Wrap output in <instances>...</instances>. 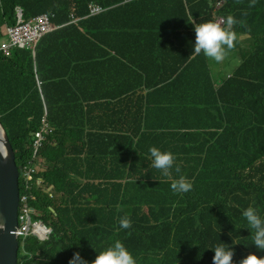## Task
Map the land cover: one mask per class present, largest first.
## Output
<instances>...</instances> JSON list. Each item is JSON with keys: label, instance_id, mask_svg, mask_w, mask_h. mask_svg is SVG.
Instances as JSON below:
<instances>
[{"label": "trees", "instance_id": "trees-1", "mask_svg": "<svg viewBox=\"0 0 264 264\" xmlns=\"http://www.w3.org/2000/svg\"><path fill=\"white\" fill-rule=\"evenodd\" d=\"M249 3L0 0V122L19 167L32 166L43 120L52 130L36 152L31 202L52 233L27 237L28 264H69L75 252L91 264L116 240L137 264H212L220 243L234 264L264 257L242 216L252 206L264 217V0ZM19 8L24 20L51 15L55 29L35 52L6 56ZM228 15L246 24L234 28L228 64L245 57L232 74L189 58L193 25ZM152 146L174 154L190 192L173 193L151 167Z\"/></svg>", "mask_w": 264, "mask_h": 264}, {"label": "clouds", "instance_id": "clouds-1", "mask_svg": "<svg viewBox=\"0 0 264 264\" xmlns=\"http://www.w3.org/2000/svg\"><path fill=\"white\" fill-rule=\"evenodd\" d=\"M256 2L257 0H250L248 7L249 8L254 7ZM90 8L96 13H100L104 11L103 8L99 6L91 5ZM244 15H246V13H244ZM16 17H17V24L10 27H15L18 24H21L23 22H28L36 18L35 17L30 20H24L23 10L20 8L16 12ZM76 21L77 19H75V17L71 15L70 23H74ZM236 25H240L241 27H246V24L243 21L237 20L232 15H228L226 18L218 17L216 21H208V22L194 24L193 25L194 33H195V43L193 45L194 51L189 58H193L203 54V56L210 61H214L216 63H222L226 59L228 54L235 49L237 33L234 30V28ZM10 27H7L6 36L3 37V39L1 40L2 43L1 47L4 44H9L11 41L8 38V29ZM53 27L55 28L54 25ZM36 45L33 49L28 47L21 49H29L35 52ZM242 47L245 49L249 48V47H244L243 43H242ZM14 49H17V47L13 48V50ZM243 57H245L244 53L241 55L240 58ZM160 74L161 73L159 72V75ZM165 87L166 86H163L161 88L159 87L154 88L153 86H151V91L156 92L157 94L159 93L160 95L162 93L161 90L165 89ZM44 123L47 124L46 120H43V125ZM35 140H36V136H35ZM149 153L151 157V167L158 170L161 173L162 177L170 181V187L173 193L186 194L193 189V182L189 180L186 176L181 174V167L178 164H176V157L171 151H162L160 148L156 146H152L149 148ZM35 158H33L30 161V164L32 166L36 160ZM173 170L176 174L175 177L173 175ZM41 183L42 180H39L38 186ZM19 185H20V178H19ZM52 189L53 186L46 188L45 190L46 192L50 193ZM50 195L52 196V194ZM36 214L37 213L34 210L32 216H36ZM242 216L243 218H245L247 222V226H248L247 228L251 230L250 237L252 239V245H254L260 252H264V217H261L258 210L252 206H249L246 209H244L242 212ZM18 219H19V215H18ZM33 223L39 224V227L37 228L38 229L37 233L35 234L30 233L27 236H20V237L17 236L19 242L17 264H28V262L31 261L33 258V255L31 254L28 255L26 253L25 246L27 243L26 239L28 236L34 235L37 240H39L40 242H44L49 238L50 234L52 233V229L48 228L43 223L42 220H34ZM119 226L121 229L128 230L132 227V221L128 216H123L119 219ZM45 230L47 231V234H45L46 232ZM229 235L231 236L232 234L229 233ZM210 250L214 252L212 264H234L235 252L233 250V247L225 243H220ZM19 252H20V257H19ZM69 264H89V262L81 256L80 252H75L73 254V257L70 259ZM91 264H137V260L122 241L116 240L114 243L111 244V246L98 252L95 259L91 261ZM239 264H264V257L258 256L254 253H249L248 255L240 259Z\"/></svg>", "mask_w": 264, "mask_h": 264}, {"label": "water", "instance_id": "water-1", "mask_svg": "<svg viewBox=\"0 0 264 264\" xmlns=\"http://www.w3.org/2000/svg\"><path fill=\"white\" fill-rule=\"evenodd\" d=\"M20 170L15 151L0 122V264H17Z\"/></svg>", "mask_w": 264, "mask_h": 264}, {"label": "built area", "instance_id": "built-area-1", "mask_svg": "<svg viewBox=\"0 0 264 264\" xmlns=\"http://www.w3.org/2000/svg\"><path fill=\"white\" fill-rule=\"evenodd\" d=\"M52 16L49 14H43L28 22H23L15 27L8 29V38L11 40L9 44L2 46V52L6 56H10L13 52V48H31L33 49L36 43L47 33L54 30ZM52 130L48 127V124L44 123L43 128L36 134V140L34 141L35 154L38 151L44 140V133H50ZM35 170L33 166L26 165L20 170V181L26 187V194L20 195L19 206V228L16 231V235L27 236L30 233L38 232V223H33L31 217L34 213V209L31 207V202L34 200L32 194V181ZM46 231V230H45ZM47 234V231L45 232Z\"/></svg>", "mask_w": 264, "mask_h": 264}, {"label": "rangeland", "instance_id": "rangeland-1", "mask_svg": "<svg viewBox=\"0 0 264 264\" xmlns=\"http://www.w3.org/2000/svg\"><path fill=\"white\" fill-rule=\"evenodd\" d=\"M244 47H246V46H244ZM242 54H243V52L241 53V55ZM233 57L235 59H234L232 64H228V60L230 58L229 56H227L226 59L222 63H216L214 61H210V64H213V66H216L218 69H222L223 70V71H220V72H225L226 74H232L234 72V70H235V66L238 64V59L240 58V57L238 58L236 53H233ZM48 127H49V124H48ZM22 192H23V183H22V181H20V193H22ZM53 198L55 200V197H53ZM57 201H58V199L55 200L54 202L56 203ZM31 207L35 210V208L32 206V204H31ZM35 212H36V210H35ZM31 219L33 221L36 220L35 216H32ZM30 236L35 238L34 235H30ZM33 241H34L33 239L29 240L30 243H33Z\"/></svg>", "mask_w": 264, "mask_h": 264}]
</instances>
